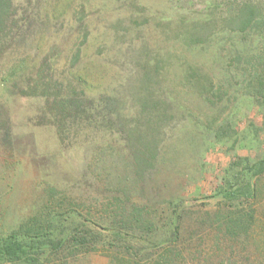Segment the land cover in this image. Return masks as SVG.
<instances>
[{"label": "rangeland", "instance_id": "374dc122", "mask_svg": "<svg viewBox=\"0 0 264 264\" xmlns=\"http://www.w3.org/2000/svg\"><path fill=\"white\" fill-rule=\"evenodd\" d=\"M212 1L42 0L39 21L48 22L55 30L53 35L65 32L64 26L73 16L89 23L91 37L79 71L88 79L91 92L118 94L129 115L137 109L138 90L146 86L154 91V98L160 96L171 103L156 106L169 111L164 149L158 167L136 185L131 160L121 161L125 143L116 132L106 133L105 138L97 136L96 146L79 139L62 147L55 128L41 123L42 100L11 95L0 86V107L7 110L17 137L14 150L0 146V238L34 217L47 219L51 213L58 221L54 239L66 238L79 226L82 231L100 233L98 248L96 252L78 251L67 244L55 253L45 246L34 255L39 258L34 264H122L119 260L130 259L129 253L108 249L107 222L114 209L112 198L128 192L131 204L152 201L160 212L170 213L171 201L180 204L186 232L171 246L184 253L185 264H264V195L248 236L233 240L216 217L228 211L216 195L231 165L240 158L264 159V87L253 76L255 70L264 68V60L261 65L257 58L248 64L243 58L239 63L238 53L254 50L256 45L247 36L224 31L226 24L221 20L212 30L223 32L202 45L185 48L175 38L176 31L187 27L177 22L182 17L191 20L205 13L225 17V5L206 10ZM131 12L134 19L136 13L140 15L136 22L129 21ZM40 25L35 31L47 27ZM263 33L264 27L253 29L254 36ZM70 38L60 49L81 45V40ZM134 40L136 48L147 43L146 52L126 58L117 54ZM13 49L3 61H19L15 58L17 44ZM26 59L32 68L33 58ZM155 65L158 69H153L152 82L138 83L136 72H149ZM219 128H224L221 139L215 135ZM97 151L103 154L98 157ZM53 187L55 194L50 192ZM167 224L165 220L158 223L159 235ZM154 245L140 242L138 249L144 250L132 264H150V256L157 255L151 248Z\"/></svg>", "mask_w": 264, "mask_h": 264}, {"label": "trees", "instance_id": "16d2710c", "mask_svg": "<svg viewBox=\"0 0 264 264\" xmlns=\"http://www.w3.org/2000/svg\"><path fill=\"white\" fill-rule=\"evenodd\" d=\"M218 0L210 2L206 10L211 11L220 5H225V17L205 13L201 18L188 20L182 17L177 22L187 25L185 31H176V40L185 48H192L207 43L214 35H220L212 30V26L220 22L226 24L224 31L235 35L247 36L251 43L256 45L253 49H244L238 53L237 61L243 58L248 63L257 58L258 64L264 60V33L254 36L253 29L264 27V1L263 0ZM40 4L42 0H0V86L11 95L34 97L43 101L41 110L42 125L52 126L56 130L59 143L62 147L72 146L79 139L95 143L97 136L105 138L106 133H114L123 141L122 149L124 163L131 160L129 165L134 173L136 185L146 180L151 175L161 159L166 135L165 122L169 117L168 109L158 110V105L171 104L155 97L149 87L139 89L136 94L137 106L132 114L124 111L121 97L108 94L106 91L93 93L89 89L88 79L79 69L85 58L86 45L91 37V29L86 19L71 17L67 20L65 32H55L48 22L43 24L39 19L43 16ZM208 12V11H207ZM132 23L140 16L130 13ZM49 18L48 16H45ZM36 20V21H35ZM39 22V23H37ZM47 26L41 31H35L36 26ZM121 24V23H120ZM119 31L115 36H119ZM73 37L74 42L81 40L80 46L64 47V42ZM71 39V38H70ZM39 40V43L36 41ZM17 44L18 62L7 63L3 58L7 52H12ZM148 48L147 43L136 48L135 40L126 48L120 47L117 54L127 56H141ZM65 51V52H64ZM252 56V57H251ZM31 57L35 64L28 66L26 58ZM62 58V59H59ZM67 60H70L67 61ZM64 63V64H63ZM11 65V66H10ZM158 66L149 67V72H136L138 83L149 85ZM143 72V71H142ZM249 76L252 73L246 72ZM255 79H259V87H264V68L255 70ZM250 78V77H249ZM139 79V80H138ZM258 90V89H256ZM39 124V123H38ZM164 125V126H163ZM224 128L216 130L218 139L222 138ZM162 137V138H161ZM16 134L7 110L0 107V146L14 150L16 147ZM96 146V144H93ZM100 147V144H97ZM99 149V148H98ZM97 151L98 157L103 153ZM124 159V160H123ZM102 162V161H100ZM127 165V164H126ZM230 173L219 188L218 197L227 213H217L216 217L222 222L224 233L233 240L248 236L256 223V208L264 195V159L251 160L240 158L231 165ZM56 187L50 192L55 194ZM113 212L108 215V249L126 250L130 259L119 260L122 264H132L137 260L144 247L138 249L140 242L155 243L152 249L157 255L150 256V264H185L184 253H179L172 248V243H179L186 232L184 215L180 214L179 203L171 201L170 213L160 212L149 203L131 204L132 197L128 192L112 198ZM150 204V205H148ZM64 203H61V208ZM56 217V216H55ZM43 218V217H42ZM57 219V218H56ZM50 213L47 219L34 217L22 227L5 238H0V262L26 263L39 262L34 255L42 247L55 251L64 249L69 244L75 250H93L98 248L95 230H80L79 226L73 227L72 234L63 239H54V229L58 221ZM167 221L165 231L159 235L158 223ZM83 226V225H81ZM147 236V239L143 238ZM152 246V245H151ZM51 250V251H52ZM44 253V252H42ZM149 259V257H148ZM33 263V264H34ZM205 263H209L206 260ZM139 264V262H138Z\"/></svg>", "mask_w": 264, "mask_h": 264}]
</instances>
